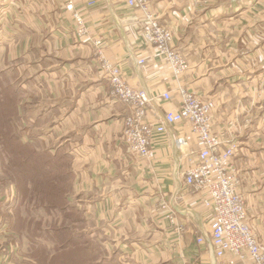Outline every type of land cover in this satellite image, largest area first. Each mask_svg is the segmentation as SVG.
I'll list each match as a JSON object with an SVG mask.
<instances>
[{"label":"crops","instance_id":"0c3cea01","mask_svg":"<svg viewBox=\"0 0 264 264\" xmlns=\"http://www.w3.org/2000/svg\"><path fill=\"white\" fill-rule=\"evenodd\" d=\"M148 1L189 64L177 78L142 42L139 11L126 0H76V7L128 85L150 96L170 94L152 103V125L180 107L179 89L214 103L212 134L237 143L232 160L247 222L264 249V0ZM0 66L16 70L22 129L32 130L34 143L63 146L73 167L68 200L93 221L108 254L128 264H227L228 255L216 257L206 237L212 211L184 182L199 149L189 124L154 133L147 159L129 152L121 139L129 109L110 95L95 46L75 34L60 0H0ZM180 136L187 146H176ZM9 235L4 224L0 264H24Z\"/></svg>","mask_w":264,"mask_h":264},{"label":"built area","instance_id":"2783aa9c","mask_svg":"<svg viewBox=\"0 0 264 264\" xmlns=\"http://www.w3.org/2000/svg\"><path fill=\"white\" fill-rule=\"evenodd\" d=\"M126 2L139 11L142 42L153 46L155 52L168 63L173 77H179L188 69L189 64L185 56L176 50L173 32L160 22L148 0ZM92 3L90 1L88 5ZM62 5L72 14L77 36L95 46L99 69L110 85V95L129 109L121 131V139L128 151L147 159L151 154V137L154 133H163L167 124L188 123L199 143V149L196 160L184 172V182L201 194L203 205L212 211L206 237L211 241L215 256L223 258L228 255L227 264H236V259L245 258L249 259V264H264V249L247 222L244 197L239 190V170L232 160L237 143L229 139L222 144L211 131L214 103L179 89L180 107L165 112L162 121L152 125L148 119L152 103L157 98L169 100L170 94L164 92L158 96H150L145 90L128 85L119 66L103 55L102 39L90 35L84 15L76 7V0H63ZM175 143L178 147L188 144L184 136L177 137ZM166 207L165 202L159 204L160 209L164 210ZM165 216L176 229H184V225L177 224L172 214L167 213ZM197 241L200 242L201 238Z\"/></svg>","mask_w":264,"mask_h":264},{"label":"rangeland","instance_id":"374dc122","mask_svg":"<svg viewBox=\"0 0 264 264\" xmlns=\"http://www.w3.org/2000/svg\"><path fill=\"white\" fill-rule=\"evenodd\" d=\"M15 72L0 66V224H7L13 255L24 264H128L103 245L100 257L93 221L69 207L73 174L63 146L34 143L32 130L22 129ZM86 233L89 241L81 236Z\"/></svg>","mask_w":264,"mask_h":264},{"label":"trees","instance_id":"16d2710c","mask_svg":"<svg viewBox=\"0 0 264 264\" xmlns=\"http://www.w3.org/2000/svg\"><path fill=\"white\" fill-rule=\"evenodd\" d=\"M67 156V155H66ZM68 158V157H67ZM71 204L69 203V207L72 209V210H75V211H77V213H79V212H81L78 208H77V206L76 205H74V204H72L71 206H70ZM68 206V205H67ZM82 236V238L83 239H88V241L90 240V236H89V234L88 233H86V234H82L81 235ZM92 241V240H91ZM94 242V241H93ZM98 242V241H97ZM96 242V243H97ZM98 245H97V248H98V255H100V257H103V256H105L104 254V252H105V250H104V248H103V246H102V244H101V242L99 241L98 243H97ZM104 258V257H103ZM96 264H98L97 262H96Z\"/></svg>","mask_w":264,"mask_h":264}]
</instances>
